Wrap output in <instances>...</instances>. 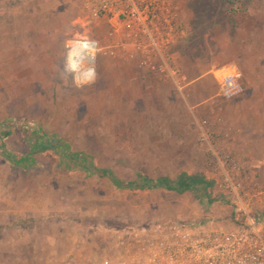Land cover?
Returning a JSON list of instances; mask_svg holds the SVG:
<instances>
[{
  "label": "rangeland",
  "instance_id": "obj_1",
  "mask_svg": "<svg viewBox=\"0 0 264 264\" xmlns=\"http://www.w3.org/2000/svg\"><path fill=\"white\" fill-rule=\"evenodd\" d=\"M176 1L187 27L176 48L180 89L126 53H100L94 80L76 81L71 42L110 41L89 0H0V264H90L124 230L223 224L232 212L226 174L264 214V153L248 151L250 137L264 136L263 109L246 101L245 83L237 98L221 97L213 74L244 73L242 57L262 64L264 0ZM45 139L55 147L39 150ZM183 174L214 187H127L138 175Z\"/></svg>",
  "mask_w": 264,
  "mask_h": 264
},
{
  "label": "built area",
  "instance_id": "obj_2",
  "mask_svg": "<svg viewBox=\"0 0 264 264\" xmlns=\"http://www.w3.org/2000/svg\"><path fill=\"white\" fill-rule=\"evenodd\" d=\"M88 8L106 24L110 41L105 47L92 38L71 42L67 64L69 69L72 62L77 64L76 71L70 70L76 81L86 84L83 80L92 69L96 76L100 53H126L143 69L179 89L186 82L176 48L186 38L187 27L176 0H89ZM213 74L224 99L244 93V76L237 67L217 69ZM226 175L232 188V212L223 224L209 220L117 232L113 252L90 264H264V214L253 212L246 203L250 195L240 193Z\"/></svg>",
  "mask_w": 264,
  "mask_h": 264
},
{
  "label": "trees",
  "instance_id": "obj_3",
  "mask_svg": "<svg viewBox=\"0 0 264 264\" xmlns=\"http://www.w3.org/2000/svg\"><path fill=\"white\" fill-rule=\"evenodd\" d=\"M9 136H10L9 131L3 133V137H9ZM36 146L39 148V150H45V149L55 147L52 144V141L48 139L39 140V142L36 143ZM77 156L80 157L82 155H77ZM69 158H71V160H75V158L73 156L71 157V155H69ZM88 170L90 171L91 174H95L102 178H105V177L111 178V179L115 178L113 172H111L110 170H106V169L97 170L91 164L89 165ZM127 187L137 188L141 190H152V189H157V188H163V189L173 191L178 195H184L187 192H193L197 190L198 188H204L205 190L212 189L214 187V182L207 181L203 177L189 176L187 174L181 175L180 177L177 178L176 181H171L168 178H160L154 181L147 177L138 175L137 180L127 184Z\"/></svg>",
  "mask_w": 264,
  "mask_h": 264
},
{
  "label": "crops",
  "instance_id": "obj_4",
  "mask_svg": "<svg viewBox=\"0 0 264 264\" xmlns=\"http://www.w3.org/2000/svg\"><path fill=\"white\" fill-rule=\"evenodd\" d=\"M240 60H238V61H240L239 65L242 67V70L244 71V73H243L244 74V83H245L246 91L248 94L245 97V99L249 103V105L261 107L263 109V110H261V112H264V68L258 69V67H261L262 64L264 67V63H263L264 60H262V61L259 60L258 62H260L262 64H259V65L257 64V67L255 69H252V67L254 66L253 64H251L253 66H251L250 63H248L246 65L243 64V62L245 63V61H246L245 57H242V59H240ZM254 64L256 65V63H254ZM235 67H237V66H235ZM223 68H225V67H223ZM259 120H262V117L259 116ZM248 144H250V149L248 150L250 153H256V152L264 153V136L260 137L257 135L256 136L253 135L252 137L249 138Z\"/></svg>",
  "mask_w": 264,
  "mask_h": 264
},
{
  "label": "clouds",
  "instance_id": "obj_5",
  "mask_svg": "<svg viewBox=\"0 0 264 264\" xmlns=\"http://www.w3.org/2000/svg\"><path fill=\"white\" fill-rule=\"evenodd\" d=\"M82 47L83 48H85V49H87L88 47H89V45L87 44V43H84L83 45H82ZM77 64L76 63H74V62H72L71 64H70V70L71 71H76L77 70ZM94 76H95V70L94 69H92V70H90L89 71V74L86 76V78L83 80V83H88L92 78H94ZM79 82V81H78Z\"/></svg>",
  "mask_w": 264,
  "mask_h": 264
}]
</instances>
